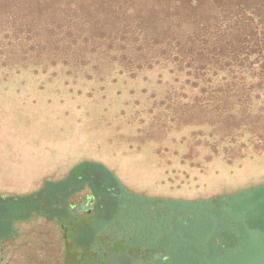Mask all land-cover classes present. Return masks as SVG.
Returning <instances> with one entry per match:
<instances>
[{
	"label": "trees",
	"instance_id": "16d2710c",
	"mask_svg": "<svg viewBox=\"0 0 264 264\" xmlns=\"http://www.w3.org/2000/svg\"><path fill=\"white\" fill-rule=\"evenodd\" d=\"M22 1L0 0V84L31 78L60 102L94 105L111 134H132L116 140L134 153L148 143L197 167L264 153V0ZM86 188L81 214L72 198ZM36 215L57 221L68 245L84 243L77 215L93 232L100 224L120 244L100 251L103 264H264V181L165 198L82 159L32 191L0 193V249Z\"/></svg>",
	"mask_w": 264,
	"mask_h": 264
},
{
	"label": "rangeland",
	"instance_id": "374dc122",
	"mask_svg": "<svg viewBox=\"0 0 264 264\" xmlns=\"http://www.w3.org/2000/svg\"><path fill=\"white\" fill-rule=\"evenodd\" d=\"M55 1L68 4V0ZM39 2L48 5L54 0ZM31 80L0 84V193L32 191L46 177L61 178L76 162L87 158L103 161L128 187L149 196L196 198L264 181V153L234 162L217 157L203 167L181 163L171 152L163 158L148 143L134 153L116 140L119 136L131 138L132 134H111L100 124L97 107L83 108L68 100L60 102L53 84L38 89ZM89 192L86 188L72 198L81 214L89 207ZM77 218L70 227L83 229L84 243L72 245H68L72 242L70 234L66 236L65 229L55 220L36 215L17 221L16 235L1 246L0 264H103L100 251L109 245L104 229L98 224L93 232L84 226L81 216ZM109 225L115 228L112 223ZM157 232L148 231V240L152 242L151 237ZM171 232L176 247L185 248V237L179 231ZM153 239L156 241L157 237ZM116 245L120 244L112 242L109 246ZM91 249L99 256L86 260ZM142 250L152 253L147 248ZM70 251L73 253L67 260Z\"/></svg>",
	"mask_w": 264,
	"mask_h": 264
}]
</instances>
